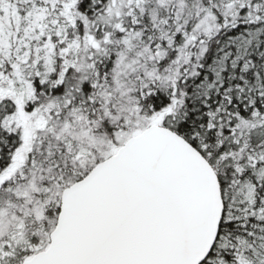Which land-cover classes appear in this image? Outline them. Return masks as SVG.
Listing matches in <instances>:
<instances>
[{"label": "snow or ice", "instance_id": "snow-or-ice-1", "mask_svg": "<svg viewBox=\"0 0 264 264\" xmlns=\"http://www.w3.org/2000/svg\"><path fill=\"white\" fill-rule=\"evenodd\" d=\"M0 264H264V0H0Z\"/></svg>", "mask_w": 264, "mask_h": 264}]
</instances>
